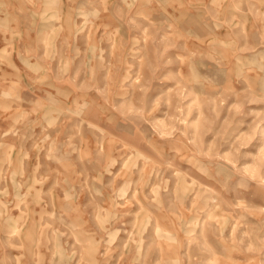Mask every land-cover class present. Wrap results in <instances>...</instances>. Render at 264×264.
Here are the masks:
<instances>
[{"label": "rangeland", "instance_id": "1", "mask_svg": "<svg viewBox=\"0 0 264 264\" xmlns=\"http://www.w3.org/2000/svg\"><path fill=\"white\" fill-rule=\"evenodd\" d=\"M0 264H264V0H0Z\"/></svg>", "mask_w": 264, "mask_h": 264}]
</instances>
